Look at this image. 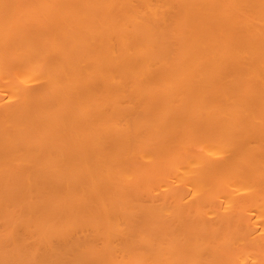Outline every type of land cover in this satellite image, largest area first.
I'll list each match as a JSON object with an SVG mask.
<instances>
[{
	"label": "bare ground",
	"instance_id": "bare-ground-1",
	"mask_svg": "<svg viewBox=\"0 0 264 264\" xmlns=\"http://www.w3.org/2000/svg\"><path fill=\"white\" fill-rule=\"evenodd\" d=\"M0 264H264V0H0Z\"/></svg>",
	"mask_w": 264,
	"mask_h": 264
}]
</instances>
